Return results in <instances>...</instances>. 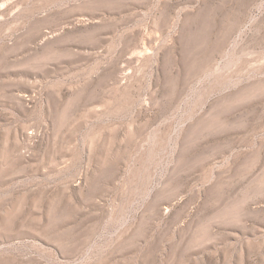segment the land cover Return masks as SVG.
Returning a JSON list of instances; mask_svg holds the SVG:
<instances>
[{
  "label": "rangeland",
  "instance_id": "1",
  "mask_svg": "<svg viewBox=\"0 0 264 264\" xmlns=\"http://www.w3.org/2000/svg\"><path fill=\"white\" fill-rule=\"evenodd\" d=\"M0 264H264V0H0Z\"/></svg>",
  "mask_w": 264,
  "mask_h": 264
}]
</instances>
